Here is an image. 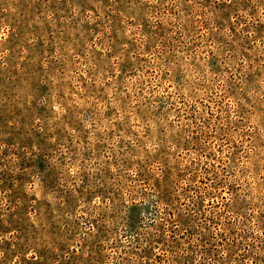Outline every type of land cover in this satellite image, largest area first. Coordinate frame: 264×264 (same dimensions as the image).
Here are the masks:
<instances>
[{
  "label": "rangeland",
  "instance_id": "1",
  "mask_svg": "<svg viewBox=\"0 0 264 264\" xmlns=\"http://www.w3.org/2000/svg\"><path fill=\"white\" fill-rule=\"evenodd\" d=\"M0 264H264V0H0Z\"/></svg>",
  "mask_w": 264,
  "mask_h": 264
}]
</instances>
